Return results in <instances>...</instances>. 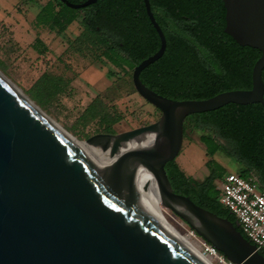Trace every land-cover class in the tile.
Masks as SVG:
<instances>
[{"label": "water", "instance_id": "water-1", "mask_svg": "<svg viewBox=\"0 0 264 264\" xmlns=\"http://www.w3.org/2000/svg\"><path fill=\"white\" fill-rule=\"evenodd\" d=\"M59 1L77 9L96 0ZM221 1L223 32L260 53L251 67L250 87L173 99L144 85L139 73L162 55L165 38L149 1L142 0L159 45L133 65L130 79L159 116L84 140L112 158L116 172L99 167L0 72V264H206L141 199L135 182L139 169L152 177L160 206L227 260L264 264V256L236 229V221L174 192L164 169L179 152L186 116L227 103H259L264 109V0Z\"/></svg>", "mask_w": 264, "mask_h": 264}, {"label": "trees", "instance_id": "trees-1", "mask_svg": "<svg viewBox=\"0 0 264 264\" xmlns=\"http://www.w3.org/2000/svg\"><path fill=\"white\" fill-rule=\"evenodd\" d=\"M148 1L163 32L165 48L157 60L140 71L144 85L173 99H201L224 90L250 87L251 67L260 53L255 48L238 45L223 32L221 0ZM72 22L82 27L83 42L94 47L102 45L101 54L122 71L125 66L131 71L133 65L159 45L142 0H96L77 9L59 0H48L35 15L37 25L52 26L59 32ZM38 42L34 39V45ZM261 79L264 85V67ZM65 83L58 75L42 72L29 87V97L45 106L63 90ZM189 116L196 130L210 129L214 133V137L206 134L198 137L207 157L204 166L208 173L196 180L171 160L164 165L170 185L174 192L187 195L195 204L234 222L233 215L217 199L214 180L227 172L214 155L221 151L238 165L236 173L247 176L252 172L264 187V109L259 103H227ZM120 119L115 105L105 102L99 94L78 117L81 126L94 122L95 133H114L112 126ZM183 131L182 124V134ZM236 229L243 235L238 226Z\"/></svg>", "mask_w": 264, "mask_h": 264}, {"label": "rangeland", "instance_id": "rangeland-1", "mask_svg": "<svg viewBox=\"0 0 264 264\" xmlns=\"http://www.w3.org/2000/svg\"><path fill=\"white\" fill-rule=\"evenodd\" d=\"M46 1L0 0V72L28 98L29 87L42 72L66 80L63 90L47 105L40 106L30 99L78 142L85 143L84 140L97 130L94 122L81 126L78 117L98 94L121 113V119L112 126L114 132L156 120L158 109L135 92L128 67L122 71L112 65L101 54L102 45L94 47L83 42L82 27L77 22L60 32L52 26L35 23V15ZM78 36L81 37L76 41ZM34 39L39 41L35 45ZM192 122L189 115L183 120L181 147L174 160L186 175L201 180L207 170L204 166L206 156L198 137L201 134L214 137V133L210 129L196 130ZM214 159L226 172H237L238 165L221 151L216 152ZM150 203L170 230L202 252L199 242L189 235L179 218L153 200ZM209 259L218 264L211 257Z\"/></svg>", "mask_w": 264, "mask_h": 264}, {"label": "built area", "instance_id": "built-area-1", "mask_svg": "<svg viewBox=\"0 0 264 264\" xmlns=\"http://www.w3.org/2000/svg\"><path fill=\"white\" fill-rule=\"evenodd\" d=\"M216 189L218 201L233 215L237 226L254 246V250L263 255L264 187L259 185L255 174L250 172L247 176H241L236 172H227L219 178ZM186 229L216 263L234 264L187 225Z\"/></svg>", "mask_w": 264, "mask_h": 264}, {"label": "bare ground", "instance_id": "bare-ground-1", "mask_svg": "<svg viewBox=\"0 0 264 264\" xmlns=\"http://www.w3.org/2000/svg\"><path fill=\"white\" fill-rule=\"evenodd\" d=\"M72 142L77 145L90 159H92L99 167H102L108 171L116 172L115 165L112 160L105 152L100 151L97 148H93L85 143L78 142L73 137L69 136ZM135 182L137 189L140 193L141 199L148 205L153 215L156 219L163 224L170 232H172L180 241H182L191 251H193L199 258H201L206 264H213V262L209 259L210 256L205 253L202 249V252L195 249L191 244L181 235H177L169 227L161 220V216L157 209L150 203L152 200L159 204L156 187L154 181L149 173L146 171L139 169L136 172ZM160 205V204H159ZM189 233V232H188ZM190 235V233H189Z\"/></svg>", "mask_w": 264, "mask_h": 264}, {"label": "crops", "instance_id": "crops-1", "mask_svg": "<svg viewBox=\"0 0 264 264\" xmlns=\"http://www.w3.org/2000/svg\"><path fill=\"white\" fill-rule=\"evenodd\" d=\"M202 151H203V149H202ZM206 158H207V157H206ZM206 158H205V160H206ZM206 170H207V169H206ZM207 173H208V170H207ZM207 173H206L204 176H206ZM218 180H219V179H215V180H214L215 187L218 186Z\"/></svg>", "mask_w": 264, "mask_h": 264}, {"label": "flooded vegetation", "instance_id": "flooded-vegetation-1", "mask_svg": "<svg viewBox=\"0 0 264 264\" xmlns=\"http://www.w3.org/2000/svg\"><path fill=\"white\" fill-rule=\"evenodd\" d=\"M153 13V12H152Z\"/></svg>", "mask_w": 264, "mask_h": 264}]
</instances>
